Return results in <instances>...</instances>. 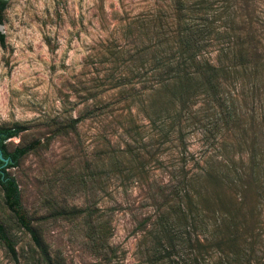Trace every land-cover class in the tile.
Here are the masks:
<instances>
[{"label": "trees", "instance_id": "trees-1", "mask_svg": "<svg viewBox=\"0 0 264 264\" xmlns=\"http://www.w3.org/2000/svg\"><path fill=\"white\" fill-rule=\"evenodd\" d=\"M5 5L0 0V23ZM103 13L99 24L112 25L92 56L107 66L83 86L77 115L53 123L51 133L120 104L129 114L131 108L142 114L155 131L154 143L176 148L177 162L164 167L166 180L151 186L153 214L137 221L139 257L131 264H257L248 255L251 245L244 247L240 202L226 203L219 195H242L249 182L257 186L264 177V0H148L135 14L113 11L107 20ZM99 87L115 100L101 106ZM24 129L0 125L7 159L0 160V191L30 243L18 253L0 220V244L12 264H72L50 251L21 203L10 169L41 145L33 140L8 149L7 141ZM124 130L135 131V123ZM194 130L206 145L199 156L185 139ZM135 162L142 167L139 158ZM60 213L84 221L90 264H121L108 242V218L76 207Z\"/></svg>", "mask_w": 264, "mask_h": 264}, {"label": "rangeland", "instance_id": "rangeland-1", "mask_svg": "<svg viewBox=\"0 0 264 264\" xmlns=\"http://www.w3.org/2000/svg\"><path fill=\"white\" fill-rule=\"evenodd\" d=\"M5 1L0 23V125L25 127L7 141L8 149L41 142L10 169L31 223L52 253L59 252L72 264H90L94 256L87 247L84 221L60 211L76 207L102 214L109 220L108 242L121 264L137 262V221L153 214L151 186L166 180L164 167L177 162L176 148L154 143L155 131L142 114L134 108L129 114L120 104L86 114L64 133L53 135L51 129L53 123L77 115L83 86L91 76L100 78L107 66L96 63L92 55L111 28L113 11L119 16L135 14L148 0ZM100 9L108 28L99 24ZM99 88L101 106L115 100ZM130 120L135 131L124 130ZM185 137L188 149L202 154L206 145L199 132L188 131ZM136 157L140 168H135ZM219 196L226 203L240 202L244 247L249 250L251 245L249 257L264 264V177L257 186L249 182L242 195L222 190ZM0 220L17 252L25 250L29 235L5 207L1 191ZM9 257L0 244V264H12Z\"/></svg>", "mask_w": 264, "mask_h": 264}, {"label": "water", "instance_id": "water-1", "mask_svg": "<svg viewBox=\"0 0 264 264\" xmlns=\"http://www.w3.org/2000/svg\"><path fill=\"white\" fill-rule=\"evenodd\" d=\"M0 160H2L4 163L7 161L6 158H3L2 155H1V150H0Z\"/></svg>", "mask_w": 264, "mask_h": 264}]
</instances>
